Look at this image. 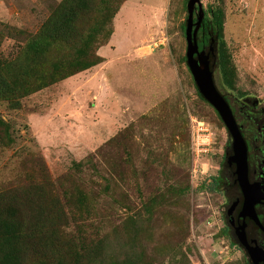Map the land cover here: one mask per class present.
Masks as SVG:
<instances>
[{
	"label": "rangeland",
	"instance_id": "1",
	"mask_svg": "<svg viewBox=\"0 0 264 264\" xmlns=\"http://www.w3.org/2000/svg\"><path fill=\"white\" fill-rule=\"evenodd\" d=\"M62 0H0V67ZM189 0H126L101 63L21 101L0 102V192L41 185L91 264H249L211 191L230 135L186 60ZM224 11L217 49L236 73L229 99L264 102V0H202ZM104 40V39H103ZM91 62V61H90Z\"/></svg>",
	"mask_w": 264,
	"mask_h": 264
},
{
	"label": "trees",
	"instance_id": "2",
	"mask_svg": "<svg viewBox=\"0 0 264 264\" xmlns=\"http://www.w3.org/2000/svg\"><path fill=\"white\" fill-rule=\"evenodd\" d=\"M125 2L62 0L16 59L0 67V102L19 109L28 95L100 64L96 48L107 44ZM213 17L199 31L200 49L208 45L209 33L218 43L222 38L224 11ZM217 55L223 81L234 89V66L219 46ZM69 226L60 199L41 185L0 192V264H91L92 249L78 254Z\"/></svg>",
	"mask_w": 264,
	"mask_h": 264
},
{
	"label": "flooded vegetation",
	"instance_id": "3",
	"mask_svg": "<svg viewBox=\"0 0 264 264\" xmlns=\"http://www.w3.org/2000/svg\"><path fill=\"white\" fill-rule=\"evenodd\" d=\"M211 37L214 35L209 33V39ZM225 98L247 144L249 182L260 186L259 194L263 197L254 205L258 222L243 213L245 193L238 180L237 164L230 161L234 155L232 138L225 146L212 185L214 192L224 198L221 217L231 242L240 247L237 229L245 224L248 241L255 240L264 248V102L247 96L236 100Z\"/></svg>",
	"mask_w": 264,
	"mask_h": 264
},
{
	"label": "water",
	"instance_id": "4",
	"mask_svg": "<svg viewBox=\"0 0 264 264\" xmlns=\"http://www.w3.org/2000/svg\"><path fill=\"white\" fill-rule=\"evenodd\" d=\"M187 12L185 37L187 41L186 60L188 68L200 95L217 111L233 140L234 155L230 158V161L237 164L238 180L245 193L243 213L244 216H248L258 222L254 205L263 197L259 194L258 188L260 186L249 182L246 141L236 123L230 104L216 86L214 76L218 57L216 40L211 37L206 47L200 49L199 46L198 34L205 19L202 0H189ZM245 229V224L238 228L237 237L240 247L248 257L249 264H264V248L258 245L255 240L249 242Z\"/></svg>",
	"mask_w": 264,
	"mask_h": 264
}]
</instances>
